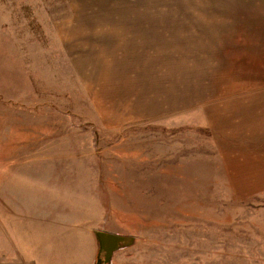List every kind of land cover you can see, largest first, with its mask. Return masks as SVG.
Here are the masks:
<instances>
[{
  "label": "rangeland",
  "instance_id": "rangeland-1",
  "mask_svg": "<svg viewBox=\"0 0 264 264\" xmlns=\"http://www.w3.org/2000/svg\"><path fill=\"white\" fill-rule=\"evenodd\" d=\"M196 1L0 0V264H39L43 180L135 237L112 264H264V93L198 97L233 75Z\"/></svg>",
  "mask_w": 264,
  "mask_h": 264
},
{
  "label": "crops",
  "instance_id": "crops-1",
  "mask_svg": "<svg viewBox=\"0 0 264 264\" xmlns=\"http://www.w3.org/2000/svg\"><path fill=\"white\" fill-rule=\"evenodd\" d=\"M196 7L203 10L199 11V17L205 16L204 10H210L206 11V17L211 22L214 32L220 33V31L226 30L224 26L227 27L226 35H219L222 41L228 42L226 51L229 54L226 56V62L230 69L228 72L233 75V77L223 76V79L228 81L223 86H220V83L212 77L211 84L208 81H203V91L198 97L206 95L216 100H219L218 98L225 100L229 97L249 95L252 91H263L264 93V0H197ZM243 24L245 31L240 34L238 30ZM214 35L216 36V34ZM231 42L235 43L234 46ZM256 58L261 61V64L254 66V72L257 74L253 75V68H249L248 64ZM183 81L181 76L179 81L181 89H184ZM215 99L212 102L216 101ZM227 101L225 100L224 104H228ZM17 131L16 128L15 133ZM12 145L11 138L2 141L0 153L10 152ZM6 161L3 159V161L0 160V163L5 164ZM43 168L55 167L46 166ZM47 181H39V192L48 194L39 198V264H94L97 251L94 231L98 226L93 225L91 219L76 220L75 210L72 209L73 212L66 209L69 208V200L64 198L61 202L60 191L62 190L56 187L57 184H60L59 180H56V183ZM68 193L69 191H67ZM11 220L16 225L17 223L21 224V220H18L15 214H11L10 222ZM83 223L89 224L83 225ZM9 227L8 233L10 234L4 231L2 236L0 231V244L2 243L0 249H7L6 244L16 240L20 245L18 244L12 249L24 248L21 242L26 243V238L23 236L22 227L19 230L12 226ZM52 230L54 233L49 232ZM84 230L86 234H90L86 239V244L83 240L78 239L80 234L77 235V232H84ZM9 264L26 263L22 260H9Z\"/></svg>",
  "mask_w": 264,
  "mask_h": 264
},
{
  "label": "water",
  "instance_id": "water-1",
  "mask_svg": "<svg viewBox=\"0 0 264 264\" xmlns=\"http://www.w3.org/2000/svg\"><path fill=\"white\" fill-rule=\"evenodd\" d=\"M94 235L97 245L94 264H112L114 253L133 245L136 240L134 236L107 230H95Z\"/></svg>",
  "mask_w": 264,
  "mask_h": 264
}]
</instances>
